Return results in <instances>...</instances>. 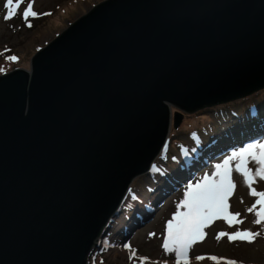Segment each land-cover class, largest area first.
I'll return each instance as SVG.
<instances>
[{
    "label": "water",
    "instance_id": "obj_1",
    "mask_svg": "<svg viewBox=\"0 0 264 264\" xmlns=\"http://www.w3.org/2000/svg\"><path fill=\"white\" fill-rule=\"evenodd\" d=\"M263 87L264 0L95 4L0 73V264H87L172 120Z\"/></svg>",
    "mask_w": 264,
    "mask_h": 264
},
{
    "label": "rangeland",
    "instance_id": "obj_2",
    "mask_svg": "<svg viewBox=\"0 0 264 264\" xmlns=\"http://www.w3.org/2000/svg\"><path fill=\"white\" fill-rule=\"evenodd\" d=\"M101 1L103 0H34L33 10L49 15L29 16L25 19V2L17 11L12 12L11 19L6 20L5 12H11V9L6 10L5 0H0V73L15 67L28 68L31 57L38 49L46 46L73 21ZM28 23L32 27H28ZM10 56H16L18 60L7 59ZM231 101L214 108L182 112L179 124L181 129L176 130L174 137L184 142L171 144L169 135L166 148L164 145V151L155 159L149 172L135 177L118 214L106 228L99 246L90 253L87 264H174L175 256L166 254L162 244L167 237V221L173 219L177 212L188 211L182 203L187 185L201 181L205 174H213L215 165L221 163L232 150L254 140L264 139V93L255 92ZM173 110L176 108L172 107ZM171 123L170 131L175 130L173 120ZM185 149L188 151L185 152ZM166 152L171 153V156L164 161ZM238 162L232 161L231 166L234 168ZM248 166L253 169L257 167L251 161ZM232 179L236 187L228 198V211L233 214L239 212L241 216L238 219H243L244 222L229 226L222 218L211 221L203 229L206 234L204 239L194 244L189 252L190 264H215L207 258L195 260L198 255L227 257L242 264H264V224L253 223L257 219L255 210L247 212V208L258 197L250 195V188L238 171L232 172ZM252 187L257 191H264V179L257 178ZM166 193L168 195L158 203ZM259 207L257 205V209ZM152 209L153 217L138 227ZM237 228L259 231L260 235L252 243L230 241L227 236L217 239L219 233H231ZM125 244H130L131 249L136 252L132 259H129L131 251L124 247ZM140 257L150 259L141 261Z\"/></svg>",
    "mask_w": 264,
    "mask_h": 264
},
{
    "label": "snow or ice",
    "instance_id": "obj_3",
    "mask_svg": "<svg viewBox=\"0 0 264 264\" xmlns=\"http://www.w3.org/2000/svg\"><path fill=\"white\" fill-rule=\"evenodd\" d=\"M25 2H27V7L23 12L25 19L29 16L49 15V13L41 14L34 11V0H5L4 8L6 10L11 9V12L6 11L4 18L6 20L11 19L12 12L17 11L20 5ZM27 26L32 27V24L28 23ZM7 59L17 61L18 57L10 56ZM194 150L192 149V151ZM187 151L185 149V152ZM173 159L176 158L173 157ZM236 160L239 162L233 168L231 163ZM250 161L257 166L255 169L248 166ZM234 170L245 178L250 188V195L258 197L252 206L247 208L249 213L254 210L256 212L257 219L253 223L255 225L264 224V191H257L256 188L252 187L257 178L264 179V139H259L232 150L221 163L215 165L213 174H205L201 181L196 182L194 185L192 183L187 185V191L182 203L187 207L188 211L177 212L173 219L167 221V237L162 244L166 254L175 256L174 264H190V250L194 244L204 239L206 234L203 229L214 219H225L229 226L239 225L244 222L243 219H238L241 216L239 212L233 214L228 211L229 205L227 201L236 187L232 179ZM241 202H243V199H241ZM257 205H260L259 209H257ZM150 235L155 234L150 233ZM259 235V231L237 228L236 231L231 233H219L217 239L227 236L230 241L241 240L252 243ZM124 247L129 248L131 251L129 259L136 256V252L131 249L130 244H125ZM206 258L214 261L215 264H222V262L223 264H242V262L215 255H198L195 260L201 261ZM149 259V257H140L141 261H148Z\"/></svg>",
    "mask_w": 264,
    "mask_h": 264
},
{
    "label": "trees",
    "instance_id": "obj_4",
    "mask_svg": "<svg viewBox=\"0 0 264 264\" xmlns=\"http://www.w3.org/2000/svg\"><path fill=\"white\" fill-rule=\"evenodd\" d=\"M264 93V87L263 88H260V89H258V90H256V91H254V92H252V93H250V95H252L253 93ZM250 95H248V96H250ZM247 96V95H246ZM239 98H241V97H239ZM239 98H236V99H234L233 101H236V100H238ZM246 98V97H245ZM231 101V100H230ZM228 101H226V102H222V103H227ZM232 102V101H231ZM222 103H218V104H214V105H211V106H205V107H203V108H206V107H212V108H214V107H217V106H220V104L221 105H223ZM230 103V102H229ZM216 105V106H215ZM173 128H174V126H173ZM172 128V129H173ZM178 128H180L181 129V126L179 125L178 127H175V130H171L170 131V133H169V135H170V137H169V142H171V144H181L182 142H184V141H182V139H180V138H177V137H174V134L177 132L176 130H178ZM165 148H166V145H165ZM166 150V149H165ZM164 150L162 149V152H163ZM161 152V153H162ZM162 156V155H161ZM168 156H171V153H168V152H166L165 154H164V156H163V158H164V161H166L167 159H168ZM133 183H134V181H133ZM133 183H132V185H133ZM131 185V186H132ZM129 212H130V210H128Z\"/></svg>",
    "mask_w": 264,
    "mask_h": 264
},
{
    "label": "bare ground",
    "instance_id": "obj_5",
    "mask_svg": "<svg viewBox=\"0 0 264 264\" xmlns=\"http://www.w3.org/2000/svg\"><path fill=\"white\" fill-rule=\"evenodd\" d=\"M258 123V122H257ZM259 124V123H258ZM258 127V126H257ZM165 264V263H164Z\"/></svg>",
    "mask_w": 264,
    "mask_h": 264
}]
</instances>
